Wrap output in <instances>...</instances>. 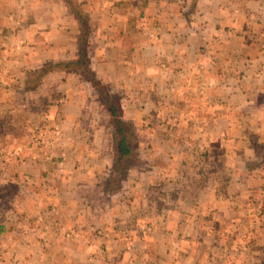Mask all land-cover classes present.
I'll return each instance as SVG.
<instances>
[{
    "label": "crops",
    "instance_id": "0c3cea01",
    "mask_svg": "<svg viewBox=\"0 0 264 264\" xmlns=\"http://www.w3.org/2000/svg\"><path fill=\"white\" fill-rule=\"evenodd\" d=\"M81 24L147 151L125 173L96 89L50 68ZM9 187L0 264H264V0H0Z\"/></svg>",
    "mask_w": 264,
    "mask_h": 264
},
{
    "label": "trees",
    "instance_id": "16d2710c",
    "mask_svg": "<svg viewBox=\"0 0 264 264\" xmlns=\"http://www.w3.org/2000/svg\"><path fill=\"white\" fill-rule=\"evenodd\" d=\"M82 25V24H81ZM83 26V25H82ZM90 28L83 26V34L78 44V55L76 59L70 61L58 62L50 68L59 67L67 71L68 73H75L80 75L85 81L91 83L96 89L101 100L104 103L105 110L110 113L111 126L113 127V144L115 152L118 154V164L125 163V167L133 165L132 161L135 151L130 144L136 143V140H132V136L135 135L133 125L129 121H125L121 117L119 100L114 97L108 88H106L96 77L95 73L90 68L91 57V40H90ZM47 71V70H45ZM137 135L135 136V138ZM138 139V138H137ZM135 147V146H134ZM119 170L121 168H118Z\"/></svg>",
    "mask_w": 264,
    "mask_h": 264
},
{
    "label": "rangeland",
    "instance_id": "374dc122",
    "mask_svg": "<svg viewBox=\"0 0 264 264\" xmlns=\"http://www.w3.org/2000/svg\"><path fill=\"white\" fill-rule=\"evenodd\" d=\"M91 15H93V13L92 14H90V13H88V15H86L87 17H89V19H88V22L86 23V25L87 26H90L91 27V18H92V16ZM90 20V21H89ZM107 88V87H106ZM115 97V96H114ZM119 97V96H118ZM117 97V98H118ZM120 98V97H119ZM120 101V100H119ZM121 103V102H120ZM119 103V107H120V113L123 111V106H121L122 104H120ZM124 105V104H123ZM121 116H122V114H121ZM122 118L125 120V121H129L128 120V118H126V117H123L122 116ZM137 134H135L134 136H132V140H136V147H137V143H139L138 145H140V142H141V139L139 138V139H137V137L135 138V136H136ZM142 144V143H141ZM137 150L138 151H136V155H134V157H133V160L132 161H135L137 164H139L142 160H143V158H144V154H146L147 153V151H144L143 150V147H142V145H141V148H137ZM125 163L126 162H124L122 165H120L119 166V168H121L122 169V172H123V170H125ZM136 164V165H137ZM134 165V164H133ZM137 167H140L139 165H137ZM123 173H125V172H123ZM122 174L120 173V176H121ZM0 193H2V192H0ZM8 193V194H7ZM10 193H14V190H13V188L12 187H9L8 188V190H7V192L6 193H4V194H2V195H0V202H2V201H4V202H6L5 200H3V196H5L4 198H6V197H8V196H11L10 195Z\"/></svg>",
    "mask_w": 264,
    "mask_h": 264
},
{
    "label": "built area",
    "instance_id": "2783aa9c",
    "mask_svg": "<svg viewBox=\"0 0 264 264\" xmlns=\"http://www.w3.org/2000/svg\"><path fill=\"white\" fill-rule=\"evenodd\" d=\"M36 142L38 144H42V143H45V140L44 139H36Z\"/></svg>",
    "mask_w": 264,
    "mask_h": 264
}]
</instances>
